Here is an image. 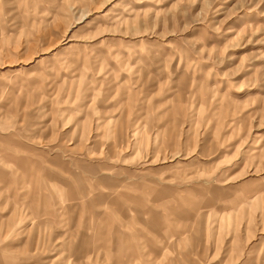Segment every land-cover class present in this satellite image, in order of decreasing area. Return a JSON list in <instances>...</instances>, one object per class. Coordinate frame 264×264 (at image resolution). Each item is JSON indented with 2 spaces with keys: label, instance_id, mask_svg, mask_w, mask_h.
<instances>
[{
  "label": "rangeland",
  "instance_id": "1",
  "mask_svg": "<svg viewBox=\"0 0 264 264\" xmlns=\"http://www.w3.org/2000/svg\"><path fill=\"white\" fill-rule=\"evenodd\" d=\"M0 264H264V0H0Z\"/></svg>",
  "mask_w": 264,
  "mask_h": 264
}]
</instances>
